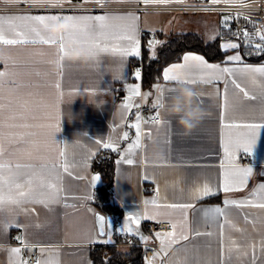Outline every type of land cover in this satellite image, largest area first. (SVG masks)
I'll list each match as a JSON object with an SVG mask.
<instances>
[{
  "label": "crops",
  "instance_id": "crops-1",
  "mask_svg": "<svg viewBox=\"0 0 264 264\" xmlns=\"http://www.w3.org/2000/svg\"><path fill=\"white\" fill-rule=\"evenodd\" d=\"M202 0H169L167 3H144V0H105L101 9L78 8H48L33 6L30 3L12 0H0V16L16 15H104L128 16L132 14L138 19L140 51L144 40L164 41L166 35L175 32H201L206 40L211 41L220 36V19L227 13L216 11H180L172 10L159 5L178 3H197ZM212 2V0H208ZM224 1L239 0H219ZM76 2L97 4L95 0H66L63 5ZM213 3V2H212ZM151 6V7H149ZM153 12L168 13L174 18L169 25L161 23L159 31L149 21V14ZM153 34H158L157 38ZM146 36V37H145ZM73 42L65 40V48ZM236 42L227 38L222 44ZM156 44L158 47L160 44ZM154 47V48H155ZM157 49V48H156ZM224 50V49H223ZM226 56L222 62L207 59L208 63L220 64L221 67H232L234 62L225 64L227 56L241 55L246 64L259 66L263 60H254L245 54V50H224ZM186 52V53H188ZM156 54V50L154 52ZM153 56V49H151ZM0 72L6 69L11 74L4 77L7 82L0 88V103L7 104L27 102V108H15L16 111H25L35 114L38 118L27 120H7L9 124L28 123L33 125H48L56 122L59 108L60 131L55 133V140L66 147L68 171L59 168L62 179L59 186L62 189L58 201L50 202L47 206L40 203L25 202L22 205H8L0 208V264H10V249H22L19 257L27 261V255L34 254L41 264H92L91 251L97 245L110 244L115 241L116 234L128 235L138 240L140 235L119 231L123 228L129 214H138L141 217L154 216L152 219H141L139 226L132 225L134 230L148 237L144 243L153 242L147 230V223L159 220H168L180 225L186 221L188 240H179L171 245L165 254L161 250V241L158 238L160 250L154 251L151 259L154 264H264V208L246 205H225V199L254 203L264 202V190L259 186L264 184V126L256 130L255 142L250 150L240 148L237 158L232 161L225 157L222 135L229 130L224 129L221 114L224 112L223 96L225 80L208 83L199 79L201 70L195 62H190L187 71L191 73L189 79L196 83L165 81L159 84L163 88L161 103L163 107H153L160 93L155 85L148 89L143 85L142 69L139 80L131 71L130 60L133 57H121L111 53H101L93 61L69 59L65 57L62 66L57 63L58 45L27 44V45H0ZM141 56V54H140ZM139 56V57H140ZM155 56V55H154ZM184 63L180 61L169 63ZM163 69V72H164ZM240 84L244 92L228 83V108L225 122L237 124H261V112L264 111V88L259 83H253L248 75L237 73L233 77ZM60 89L55 88L56 83ZM139 83L141 95L133 98V103L139 108L131 112L121 108L122 103H116V94L128 95L127 84ZM179 86L192 87L201 93V101L206 109V115L199 125L190 133L176 123V118L166 111V104L173 91ZM58 91L62 97L57 99ZM144 93H149L145 99ZM255 96L256 99L249 97ZM146 110L159 112L161 123L155 124L148 119ZM143 118L141 124V145L128 156L134 162L127 164L122 159L126 155L128 144L135 137V129L128 125L135 122L136 113ZM12 113L4 111L7 117ZM37 132L35 145L26 143L9 144L4 141L6 149L5 159L13 164H35L54 161L59 163V148L48 143V133L51 129L43 128H5L4 132ZM129 136L123 139V133ZM233 134L248 131L244 137L251 140V130L233 129ZM111 140L118 145L116 159V176L112 196L114 203L121 208L122 216L115 224L107 217L111 224L105 234H100L96 222V210L93 204L94 187L101 183L100 179L92 185V177L97 175L93 167L96 156L105 149L103 143ZM243 155H249L250 159ZM224 164V168L221 164ZM251 167L252 174L248 177L246 186L239 190L224 192L222 189L223 172L225 168L233 166ZM99 175V174H98ZM100 176V175H99ZM78 177H83L80 179ZM207 184L212 194L202 196L196 189H203ZM155 188V191L151 190ZM256 195H252L253 192ZM157 192L159 195L157 196ZM157 199L159 207L145 201ZM168 204H191L188 209H171L164 207ZM224 209V215L219 216L214 209ZM25 209L27 211H25ZM158 213V214H157ZM207 213V215L205 214ZM5 224L9 226L5 229ZM18 224L20 227L11 226ZM221 225H223V245L221 244ZM170 232V231H166ZM196 232L212 233V235H195ZM111 233V241L103 243ZM19 237L20 239H17ZM235 242V246L232 242ZM131 243H125L129 245ZM255 245V249H253ZM230 249V250H229ZM155 255L154 254H157ZM146 260V259H145ZM149 260H146V264ZM28 262V261H27ZM31 264V263H28Z\"/></svg>",
  "mask_w": 264,
  "mask_h": 264
},
{
  "label": "snow or ice",
  "instance_id": "snow-or-ice-1",
  "mask_svg": "<svg viewBox=\"0 0 264 264\" xmlns=\"http://www.w3.org/2000/svg\"><path fill=\"white\" fill-rule=\"evenodd\" d=\"M14 3L25 2L30 3L33 6H49V7H59L62 6L66 0H12ZM97 4L101 7L104 6L105 0H95ZM169 0H144V3H167ZM213 3L219 2V0H212ZM137 17L128 14V16H114L110 14L104 15H16V16H0V45H27V44H47V45H58V61L57 63L62 66V62L65 57L68 56V49L65 48V40L70 39L73 42L83 41V43L90 48L91 54L95 57L99 56L101 53H111L119 55L121 57H139L141 54L140 51V39H139V28L137 26ZM58 21H67L68 29L59 33L58 35H52L46 32L47 25L51 22ZM225 27L229 24V18L225 17L223 22ZM237 37L240 36L239 32H236ZM258 39V43H254V40ZM242 42L246 45H249L252 48V51L249 52V55L255 54L260 55L264 54V30L257 29L254 34H250L245 31L243 33ZM160 43L159 41H149V48L153 49L156 44ZM240 43L228 42L221 45V48L224 50L227 49H239ZM155 53L153 52V56ZM0 59H9L8 57L0 56ZM184 63H173L169 67L164 69L163 79L165 81H178L183 83H196L197 80L189 79L191 73L187 71L190 62H195L198 69L201 70L200 80L208 83L216 82L221 79L225 80L224 96H223V108L224 112L221 114V122L224 129L229 130L226 135H222L221 143L223 145V151L225 157L228 160L234 161L237 158V150L244 148L250 150V146L256 140V130L264 126V123L261 124H237L235 122H225L226 113L228 108V83H231L234 88L240 89L244 92L245 97H248L249 94L247 91L241 89L240 84L236 79H231L230 81L227 77H233L237 73L248 75L253 83H259L262 88H264V64L259 66H254L251 64H246L242 61L241 55L237 52L235 55L227 56L225 64L228 62H234L232 67H221L220 64L208 63L204 56L197 55L192 52L185 53L183 55ZM11 74L7 71L0 72V88L7 82L14 81H5L3 78L10 76ZM137 80L141 77V71L137 68L134 72ZM157 91L160 95L157 97L153 107H163L161 99L163 97V88L161 85H155ZM57 90L60 89V84L57 82L55 84ZM126 90L128 95L124 98V102L121 105V108L125 109L128 112H131L133 108H139V105L133 103V98L141 95V85L139 83L127 84ZM171 89L170 91H173ZM63 93L58 91L57 99L62 97ZM149 93H144L145 99ZM251 99H256L255 96L249 97ZM56 107L57 117L56 122L48 125H33L28 123L22 124H9L7 120H27L29 117L32 119H37L38 117L31 113L25 111H16L15 108H27V102L23 104L17 103L15 108L12 101H8L7 104L0 103V208H4L8 205H22L25 202H34L48 205L50 202L58 201L62 189L59 186V181L62 179V176L59 172V168H63L65 172L68 171V162L66 159V147L64 144L63 147L60 146V143L57 142L54 138L55 133L60 131L59 125V108ZM8 110L12 114L5 117L4 111ZM152 122L155 124H160L159 112H157L156 117H152ZM261 119H264V111L261 112ZM143 118L140 113H136L135 122L128 125L129 128L135 129V137L131 143L128 144L126 149V155L122 156V159L127 164H132L134 161L128 156H130L133 151L140 147L141 137H142V128L141 124ZM47 127L51 129L48 133L49 141L48 143L55 148H59V163L54 161H48L41 163L39 166L35 164H13L11 160H6L4 147V141L7 140L9 144L16 143H26L35 145L36 141L34 139H29L36 137L37 132L25 131V132H8L5 133V128H43ZM233 129H245L251 130L252 139L246 140L244 137L249 135L248 131L237 132L233 134L231 130ZM129 133L126 131L123 133V139H127ZM105 149H112L113 151L118 150V145L111 140H108L103 143ZM221 167L224 168V164H221ZM253 169L249 167H238L233 166L231 168H225L223 172V183L222 189L224 192H231L233 190H239L240 188L246 186L248 177L252 174ZM83 179V177H78ZM100 179V176L94 175L92 177V185ZM260 189L264 190V184L259 186ZM196 192L202 196H209L212 194L210 187L205 184L203 189H196ZM254 191L252 195H256ZM159 193L157 192V196ZM151 203L157 207V199L153 198L151 201H145V204ZM225 205H236L237 207H244L246 205H251L253 207L264 208V202L254 203L252 200L236 201L225 199ZM164 207L171 209H188L191 208V204H168ZM25 211H27L25 209ZM215 213L219 216H223L224 209L216 207L214 209ZM158 214V213H157ZM207 215V213H205ZM152 219L154 216L144 217L139 216L138 214H129L126 217L125 224L123 228L119 231H125L128 233H135L140 235L142 241H146L148 237L141 235L138 231L134 230L132 225L139 226L141 219ZM186 221L187 216L185 214V221L180 225L181 231L178 233L177 228L178 224L176 222H171L172 231L170 232H156L155 235L161 241V250L167 252V249L179 242V240H188V235L186 234ZM96 222L99 226V231L101 234L105 232V226L107 224L108 228H111L109 221H106V218L103 215L97 214ZM9 225L5 224V229ZM11 226L20 227L18 224H13ZM221 227V244L223 245V225ZM195 235H212V233H200L196 232ZM17 239H20L17 237ZM111 241V233L108 235V239L102 241L103 243H109ZM232 245L235 246V242H232ZM261 248L264 249V242L261 244ZM255 249V245H253ZM230 250V249H229ZM10 264H28L26 260L15 259L19 257L22 252L21 248L14 247L10 250ZM158 255L157 254H154ZM255 255H253V264H255ZM37 264H41L38 260ZM52 264V262H48ZM147 264H154V259L149 260Z\"/></svg>",
  "mask_w": 264,
  "mask_h": 264
},
{
  "label": "trees",
  "instance_id": "trees-1",
  "mask_svg": "<svg viewBox=\"0 0 264 264\" xmlns=\"http://www.w3.org/2000/svg\"><path fill=\"white\" fill-rule=\"evenodd\" d=\"M156 35L158 37V34ZM227 38L237 40L233 37L218 36L208 41L201 32H175L166 35L164 41L158 45L155 56H152L149 41L145 39L141 56L130 60L131 71L141 68L143 85L150 89L162 80L164 67L169 63L180 61L188 51L199 52L209 60L222 62L226 52L221 45L222 41ZM237 41L249 58L264 59V54L249 55L252 48L240 40ZM116 159L117 152L112 149H103L93 161L94 170L101 177V183L94 187L93 204L97 211L104 213L115 224L122 216L121 208L114 203L112 196L116 176ZM125 243L131 244L125 245ZM146 250L147 246L141 240L127 234L125 236L116 234L113 243L97 245L92 249V264H146Z\"/></svg>",
  "mask_w": 264,
  "mask_h": 264
},
{
  "label": "built area",
  "instance_id": "built-area-1",
  "mask_svg": "<svg viewBox=\"0 0 264 264\" xmlns=\"http://www.w3.org/2000/svg\"><path fill=\"white\" fill-rule=\"evenodd\" d=\"M48 8H78V9H101L103 7H114L112 5H104L101 7L99 4H86L83 2H76L71 5H62L59 7H49ZM151 7V6H149ZM158 7H163L172 10L180 11H216L220 13H227L229 18V24L227 27L222 23L223 19H220V36L222 37H233L237 40H243V33L245 31L250 34H254L257 29L264 30V0H239V1H224L222 3H212L208 0H202L201 2L195 3H178L170 5H159ZM236 32L240 33V36L235 35ZM156 38L157 35L153 34ZM259 40L255 39L254 43H258ZM125 96L123 94H116L114 100L116 103L124 101ZM147 114L148 119L152 120V117H156L157 112L153 110L144 111ZM161 120V116L159 115ZM244 158L250 159V156L243 155ZM151 190L155 191V188ZM172 222V221H171ZM147 230L153 242L144 243L147 246L145 253V259H151L154 251L160 250L159 241L156 237V232H166L172 231V224L168 220L152 221L147 224ZM39 259L34 254L27 255V261L31 264H37Z\"/></svg>",
  "mask_w": 264,
  "mask_h": 264
},
{
  "label": "clouds",
  "instance_id": "clouds-1",
  "mask_svg": "<svg viewBox=\"0 0 264 264\" xmlns=\"http://www.w3.org/2000/svg\"><path fill=\"white\" fill-rule=\"evenodd\" d=\"M68 27L67 21H58L49 23L44 30L52 35H58ZM67 49L69 59L93 61L96 58L83 41L70 42ZM200 97L201 93L196 89L179 86L173 90L165 106L167 113L176 118V123L185 134L195 129L207 114Z\"/></svg>",
  "mask_w": 264,
  "mask_h": 264
},
{
  "label": "rangeland",
  "instance_id": "rangeland-1",
  "mask_svg": "<svg viewBox=\"0 0 264 264\" xmlns=\"http://www.w3.org/2000/svg\"><path fill=\"white\" fill-rule=\"evenodd\" d=\"M175 19L172 18L171 16L168 15V13H164V12H153V13H150L149 14V21L151 24L155 25L154 27H156L154 30H150V31H159L161 28H158V27H161L160 24L165 22L169 25L173 23ZM175 24H176V21H174ZM151 41H159L160 42V39L158 40H151ZM157 47L153 48V52H155Z\"/></svg>",
  "mask_w": 264,
  "mask_h": 264
},
{
  "label": "water",
  "instance_id": "water-1",
  "mask_svg": "<svg viewBox=\"0 0 264 264\" xmlns=\"http://www.w3.org/2000/svg\"><path fill=\"white\" fill-rule=\"evenodd\" d=\"M97 214H99V215H103V216L106 218V221H107V217H106V215H105L104 213L98 211V212L96 213V216H97ZM97 227H98V231H99V226H98V224H97ZM106 231H107V224H106V226H105V232H104L103 234H105ZM99 233H100V231H99ZM100 234H101V233H100Z\"/></svg>",
  "mask_w": 264,
  "mask_h": 264
}]
</instances>
